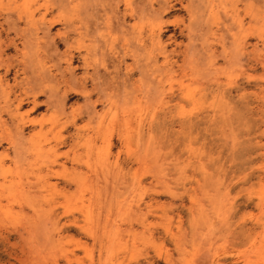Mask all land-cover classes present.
Here are the masks:
<instances>
[{
    "label": "rangeland",
    "instance_id": "obj_1",
    "mask_svg": "<svg viewBox=\"0 0 264 264\" xmlns=\"http://www.w3.org/2000/svg\"><path fill=\"white\" fill-rule=\"evenodd\" d=\"M0 264H264V0H0Z\"/></svg>",
    "mask_w": 264,
    "mask_h": 264
},
{
    "label": "bare ground",
    "instance_id": "obj_2",
    "mask_svg": "<svg viewBox=\"0 0 264 264\" xmlns=\"http://www.w3.org/2000/svg\"><path fill=\"white\" fill-rule=\"evenodd\" d=\"M139 11H140V10H139ZM237 15H238V14H237ZM6 16L8 17V15H6ZM104 19H105V18H104ZM122 20H123V19H122ZM122 20H121V21H122ZM10 22H11V21H10ZM6 23H7V21H6ZM89 23H90V22H89ZM70 24H71V23H70ZM121 24H123V22H121ZM71 25H72V24H71ZM71 25H70V27H71ZM80 25H81V24H80ZM8 26H9V25H8ZM73 26H74V25H73ZM122 26H123V25H122ZM65 27H66V26H65ZM70 27H69V28H70ZM88 27H89V26H88ZM124 27H125V26H124ZM70 29H72V28H70ZM75 29H76V28H75ZM89 29H90V28H89ZM125 31H126V30H125ZM47 32H48V30H47ZM31 33H32V32H31ZM139 33H140V32H139ZM45 36H46V35H45ZM42 38H43V37H42ZM92 38H93V37H92ZM101 38H102V37H101ZM34 39H35V38H34ZM47 39H48V38H47ZM151 39H152V38H151ZM97 40H98V39H97ZM24 41H25V40H24ZM119 60H120V59H119ZM69 62H70V61H69ZM119 64H120V63H119ZM84 65H85V63H84ZM34 68H35V67H34ZM46 68H47V67H46ZM71 68H72V67H71ZM68 69H69V68H68ZM41 71H42V70H41ZM58 71H59V70H58ZM71 71H72V70H71ZM141 71H142V70H141ZM42 72H43V71H42ZM60 73H61V72H60ZM61 74H62V73H61ZM45 75H46V74H45ZM98 75H100V74H98ZM98 75H97V76H98ZM31 76H32V75H31ZM100 76H101V75H100ZM45 77H46V76H45ZM37 78H38V77H37ZM93 78H94V77H93ZM45 79H46V78H45ZM91 79H92V78H91ZM95 80H96V79H95ZM124 81H125V80H124ZM70 82H71V81H70ZM100 82H101V81H100ZM100 82H99V83H100ZM97 84H98V83H97ZM40 85H41V84H40ZM98 85H100V84H98ZM100 87H101V86H100ZM100 87H99V88H100ZM97 89H98V88H97ZM100 89H101V88H100ZM82 91H83V90H82ZM84 91H85V90H84ZM101 91H102V89H101ZM87 92H88V91H87ZM103 92H104V91H103ZM85 93H86V92H85ZM88 93H89V92H88ZM45 95H46V94H45ZM88 95H89V94H88ZM57 98H58V97H57ZM89 102H90V101H89ZM89 102H88V103H89ZM35 104H36V103H35ZM89 105H90V103H89ZM91 106H92V105H91ZM91 106H90V107H91ZM92 108H93V107H92ZM92 108H91V109H92ZM88 109H90V108H88ZM89 111L91 112V110H89ZM90 112H88V113H90ZM86 113H87V111H86ZM88 113H87V114H88ZM92 113H93V112H92ZM93 116H96V113H95V115H94V113H93V115L90 113V119H91ZM95 119H96V118H95ZM95 119H94V121H95ZM89 121H90V120H89ZM21 128H22V127H21Z\"/></svg>",
    "mask_w": 264,
    "mask_h": 264
}]
</instances>
